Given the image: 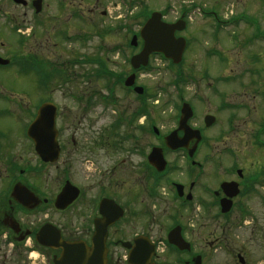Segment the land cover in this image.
Masks as SVG:
<instances>
[{"label": "flooded vegetation", "instance_id": "flooded-vegetation-1", "mask_svg": "<svg viewBox=\"0 0 264 264\" xmlns=\"http://www.w3.org/2000/svg\"><path fill=\"white\" fill-rule=\"evenodd\" d=\"M33 1L29 0L31 7ZM48 5L49 0H44L42 12L37 15L43 16L40 27H48L49 22L58 24L45 15ZM31 7L24 9L31 12ZM12 15L14 20L15 15ZM24 16L21 22L25 27L29 23L27 13ZM96 17L97 8L88 5V0H82V5L70 11V19H78L88 31L70 34L68 28V32L63 33L68 35L62 34L65 41L76 35L78 49L62 65L64 68L69 69L71 63L80 65L79 61L83 66L95 62V54L89 48L90 36L95 37L91 28L95 26ZM26 45L23 61L31 62L32 54L38 53L28 50L31 42ZM40 47L48 48L47 44ZM79 54L83 56L79 58ZM41 56L34 59L45 63L46 59ZM252 69L249 89L255 94L260 74ZM81 75L88 81L91 78L89 71ZM75 79H79L78 74ZM0 92L12 96L25 93L10 89ZM84 93L89 96L75 95L82 99H76L74 104L80 112L75 116L86 123L85 117L93 112L94 106L89 100L92 90L89 88ZM246 99H239L240 103H235L234 108L251 112L253 107L244 103ZM152 106L137 108L138 131L133 133L130 121H126L122 136H111L106 128L95 131L98 127L89 128L90 123L66 120L63 108L58 107L60 154L54 165L40 160L22 130L20 151H28L29 155L16 153L17 126L0 122V264H131L133 258H148L156 264H212L215 259H209V246L215 253L224 249L216 232L211 235L209 230L225 235L224 251L231 250L236 259L234 264H241L239 256L243 264H252L248 257L250 248L245 242L240 244L239 236L235 235L250 226L254 241L256 234H260L259 226H264V219L248 204L254 199L252 192L256 183L264 180V168L252 176L237 152L231 153V157H224L223 153L209 155V145L212 147L222 138L208 137L202 118H195L197 113L188 125L200 130V142L196 144L193 140L187 148L169 150L165 136L150 135L149 126L144 125L146 121H157ZM145 109L149 112L145 113ZM231 123L233 131V117ZM144 131L148 132L147 136ZM78 132L86 135L90 132L93 136H78ZM155 148L163 153L161 161L165 170L162 172L150 162ZM91 153L96 154V158L106 157L107 161L106 158L103 162L95 159L85 168L86 156ZM209 156L215 161L212 166L217 175L210 179H219L216 187L208 183L212 167ZM89 166L93 168L90 171ZM224 183H237L241 190L233 198V207L227 214L221 209V202L227 197L222 188ZM59 197L64 199L58 201ZM209 235L215 238L211 242ZM250 242L252 238L247 239L248 245Z\"/></svg>", "mask_w": 264, "mask_h": 264}, {"label": "rangeland", "instance_id": "rangeland-1", "mask_svg": "<svg viewBox=\"0 0 264 264\" xmlns=\"http://www.w3.org/2000/svg\"><path fill=\"white\" fill-rule=\"evenodd\" d=\"M58 1L49 0L45 15H58L64 11L66 14L62 16L57 25L49 22L48 27H40L39 24L43 16H36L33 10L30 12L22 7H15L14 4L9 3V0H0V6L8 9L11 16L14 14L17 18L11 24L3 15H0V55L7 57L6 54H13L21 48L19 45L26 38L21 36H27L24 24L20 23L25 18V13H27L29 23L26 26L32 27L31 47L29 46L28 50L38 53L39 57L41 54L43 59L57 63L67 61L68 58L63 53L72 57L75 52H78L76 44L62 42L63 31H68L69 28L71 33L84 32L88 31L87 26L78 19H70V16L67 15L73 10L71 1H69V4H64L68 9H62ZM80 1L77 3L78 6ZM132 1L133 3H131ZM94 2L95 0H92V3ZM101 2V7H97L95 26L91 28L92 31H95V37L90 36L91 48H89V51L93 50L96 58H99L104 65L115 70L122 78L128 77L133 71L129 63L128 65L125 64V57L118 51H114L120 48L117 46H121L126 49V55L130 57L133 55L135 51L128 47L133 35L130 32L138 34L151 12H162L165 17L164 20L170 23L179 20L182 16L188 21L187 28L178 35L188 40L181 64L171 66L169 62L158 56L150 60L148 69L139 75L138 83L146 88L150 99L144 105H154L152 107L157 117L159 125L157 127L160 128V132L166 133L174 128L173 116L175 111L171 112L172 105L178 104V101L181 102V96L183 99L190 100L196 108L199 120L205 114H213L217 117L218 123L214 128L208 130L207 136H216L222 139L207 149L209 155L223 153L224 157H231L232 152H237L239 160L244 159V166L249 175L253 176L254 173L262 171L264 168V151H259L253 146V138L255 133L260 131L264 121V101H262L264 92V43L250 40L252 35L250 26L252 24L245 22L243 18L257 17L261 30L264 31V0H100ZM100 10H106L108 16L102 17ZM202 11L217 12L220 22H216L213 17L202 15ZM121 16H126V19L121 21ZM37 19H39V22L34 24ZM225 20L230 21V23H223ZM120 22H126L130 32L127 28H121L123 26L120 27ZM253 25L255 26V24ZM255 34L259 36L258 31H255ZM42 44H47L48 48L44 50L40 47ZM20 52L24 53V48ZM82 56L83 54H79V57ZM225 58L229 59L226 63L223 62ZM252 65H254V69H252ZM94 67L95 65L81 66L79 69L74 68L72 71L77 72L75 75L78 74V80H65L63 84L58 81L51 87L44 88L45 90L37 87V78L33 74L21 77L15 71L0 69V84L9 85L12 88L11 90L28 92L31 96L30 102L33 104L44 98L56 100L60 108H63L66 120L72 119L75 122L79 121L75 115L78 116L80 112H77L76 105L68 97V93H78L86 98L89 95L84 92L90 88L93 93L90 99L97 101L98 104L101 103V98L107 97L115 103L109 95V90H113L116 104L124 111L123 115L127 121H130L133 133L137 132L139 126L136 122L137 108L141 107L142 104L136 97L121 90L122 86L118 82L111 81L112 84L108 85L103 79L90 78L89 81L87 78L83 79L84 75L81 74L86 71L92 72ZM99 68L101 67L99 66ZM248 68L260 74V79L257 82L258 91H255V94L252 89H249L250 79L253 76L247 72ZM238 74H241L242 78L231 81L230 76ZM223 75L225 79L229 78L230 80L224 81L223 84H217V78ZM178 76L182 77L180 81L177 79ZM246 90H248L247 93L242 95V92ZM218 91L227 96L219 98ZM238 94L243 97H239ZM252 95H255V97ZM241 98H247V102L244 103H249L253 107L251 112L246 109L236 110V108L232 110L224 108L225 110H223L220 107L225 99L232 104H239ZM98 104L95 112L86 115V123L79 122L87 125L90 123L89 128L98 127V129H94L95 131L105 130L106 128L108 129L107 132L110 131L111 136H113V133H121L123 131L122 127L109 128L120 116L117 106L103 104L107 117L100 119L97 116L101 112V107ZM0 106H3V104L0 103ZM232 117H235L233 131H231L232 128L228 124ZM21 120L26 122L28 118L15 110L14 118L2 120L1 124L4 125L5 122L13 121L14 126H17L14 133L17 143L16 153L28 156V151H20L23 142L19 127ZM144 125L150 126L149 121H146ZM147 133L144 131V136H147ZM77 135L93 136L90 132L87 135L78 132ZM261 139L264 140L263 134ZM96 156L93 153L86 156L85 168L89 161L98 159V162H103L106 158H96ZM227 160L230 162V158H227ZM214 162H209V166H212ZM92 169L89 166L88 170ZM214 174L217 175V171L212 166L208 173L209 181L207 180L208 183L212 184V187H216L219 181V179L212 181L216 178ZM87 175L89 176V174ZM210 177L214 179H210ZM262 195H264V190L258 192L259 197ZM248 204L260 219H264V208H261L258 199H253ZM262 225L259 226L260 234H256V240L254 241L250 226L235 235V237L239 236L240 239L237 240L240 244L245 242V245L250 248L248 257L252 264H264V226L262 227ZM208 234H215L223 242H227L225 235L221 234L220 231L209 230ZM250 238H252L253 244L250 242L248 245L247 239L250 240ZM208 239L210 240V237ZM220 251L215 254V260L212 264H232L231 257L226 256L224 251Z\"/></svg>", "mask_w": 264, "mask_h": 264}, {"label": "water", "instance_id": "water-1", "mask_svg": "<svg viewBox=\"0 0 264 264\" xmlns=\"http://www.w3.org/2000/svg\"><path fill=\"white\" fill-rule=\"evenodd\" d=\"M176 25H168L161 22L160 14H153L142 30L145 40L143 52L133 58V65L138 67L140 64L146 65L148 56L151 52H163L167 57L174 59L175 62L181 60L185 48L183 39H175L176 30H181ZM187 109L184 107L183 113ZM55 113L52 107L45 105L38 113L35 123L30 129V135L37 144V151L45 160L56 159V130L54 125Z\"/></svg>", "mask_w": 264, "mask_h": 264}]
</instances>
